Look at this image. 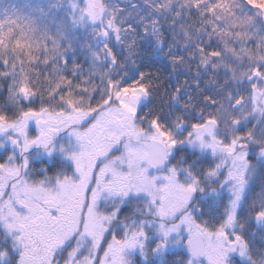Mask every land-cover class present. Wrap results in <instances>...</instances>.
<instances>
[{
  "label": "snow or ice",
  "instance_id": "snow-or-ice-1",
  "mask_svg": "<svg viewBox=\"0 0 264 264\" xmlns=\"http://www.w3.org/2000/svg\"><path fill=\"white\" fill-rule=\"evenodd\" d=\"M0 264H264V0H0Z\"/></svg>",
  "mask_w": 264,
  "mask_h": 264
}]
</instances>
